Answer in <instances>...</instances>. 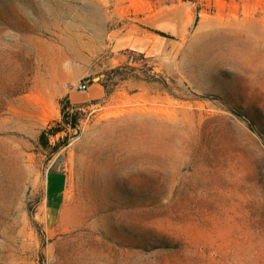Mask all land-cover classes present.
<instances>
[{
  "label": "rangeland",
  "instance_id": "rangeland-1",
  "mask_svg": "<svg viewBox=\"0 0 264 264\" xmlns=\"http://www.w3.org/2000/svg\"><path fill=\"white\" fill-rule=\"evenodd\" d=\"M0 264H264V0H0Z\"/></svg>",
  "mask_w": 264,
  "mask_h": 264
},
{
  "label": "water",
  "instance_id": "water-1",
  "mask_svg": "<svg viewBox=\"0 0 264 264\" xmlns=\"http://www.w3.org/2000/svg\"><path fill=\"white\" fill-rule=\"evenodd\" d=\"M150 26L152 29L169 36H177L181 33L182 22L177 13L167 12L154 19Z\"/></svg>",
  "mask_w": 264,
  "mask_h": 264
},
{
  "label": "trees",
  "instance_id": "trees-1",
  "mask_svg": "<svg viewBox=\"0 0 264 264\" xmlns=\"http://www.w3.org/2000/svg\"><path fill=\"white\" fill-rule=\"evenodd\" d=\"M162 35L165 36L164 34H162ZM61 112H62V116H63V122L58 123L57 125H59V127H60V125L65 124V125L71 127L72 129H77L78 128V119L76 117L70 118V114L68 113V110H66L65 106L63 107ZM61 131H63V130L59 129V128H50V129L45 130L43 132V134L41 135L42 144L44 146H46V144L48 143V136H56ZM60 145L65 146L66 142H63V144H60Z\"/></svg>",
  "mask_w": 264,
  "mask_h": 264
},
{
  "label": "crops",
  "instance_id": "crops-1",
  "mask_svg": "<svg viewBox=\"0 0 264 264\" xmlns=\"http://www.w3.org/2000/svg\"><path fill=\"white\" fill-rule=\"evenodd\" d=\"M149 33V32H148ZM151 34V37H153V38H151V37H149V36H144V39L145 38H151L152 39V42H151V44H161V43H163L162 42V37L159 35H157V34H154V33H150ZM159 37V38H158Z\"/></svg>",
  "mask_w": 264,
  "mask_h": 264
},
{
  "label": "built area",
  "instance_id": "built-area-1",
  "mask_svg": "<svg viewBox=\"0 0 264 264\" xmlns=\"http://www.w3.org/2000/svg\"><path fill=\"white\" fill-rule=\"evenodd\" d=\"M80 88L82 90H88L89 89V85L87 83H83V84H81Z\"/></svg>",
  "mask_w": 264,
  "mask_h": 264
}]
</instances>
